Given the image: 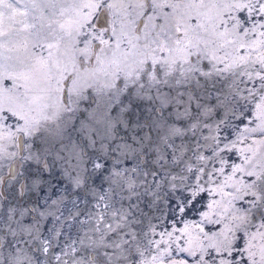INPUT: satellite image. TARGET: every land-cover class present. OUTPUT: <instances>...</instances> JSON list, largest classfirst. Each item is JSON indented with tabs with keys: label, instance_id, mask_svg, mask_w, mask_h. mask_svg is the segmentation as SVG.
I'll use <instances>...</instances> for the list:
<instances>
[{
	"label": "rangeland",
	"instance_id": "374dc122",
	"mask_svg": "<svg viewBox=\"0 0 264 264\" xmlns=\"http://www.w3.org/2000/svg\"><path fill=\"white\" fill-rule=\"evenodd\" d=\"M0 264H264V0H0Z\"/></svg>",
	"mask_w": 264,
	"mask_h": 264
},
{
	"label": "bare ground",
	"instance_id": "6f19581e",
	"mask_svg": "<svg viewBox=\"0 0 264 264\" xmlns=\"http://www.w3.org/2000/svg\"><path fill=\"white\" fill-rule=\"evenodd\" d=\"M104 16V15H103ZM103 16H101V21L103 20ZM78 54V53H77ZM75 55V54H74ZM72 57V56H71ZM83 58L85 57V55H83L82 56ZM75 64H77V63H75ZM74 66V65H73ZM78 66V65H77ZM72 68V67H71ZM73 69H74V67H73ZM84 71V70H83ZM86 84V83H85ZM19 142H21V139L19 140Z\"/></svg>",
	"mask_w": 264,
	"mask_h": 264
}]
</instances>
